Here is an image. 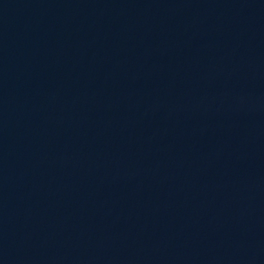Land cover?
Returning <instances> with one entry per match:
<instances>
[{"label":"water","instance_id":"1","mask_svg":"<svg viewBox=\"0 0 264 264\" xmlns=\"http://www.w3.org/2000/svg\"><path fill=\"white\" fill-rule=\"evenodd\" d=\"M239 1L252 2V3L264 5V0H239Z\"/></svg>","mask_w":264,"mask_h":264}]
</instances>
